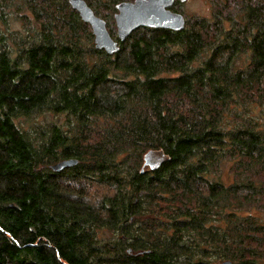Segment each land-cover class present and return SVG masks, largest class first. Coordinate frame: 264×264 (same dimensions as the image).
<instances>
[{
    "label": "trees",
    "instance_id": "16d2710c",
    "mask_svg": "<svg viewBox=\"0 0 264 264\" xmlns=\"http://www.w3.org/2000/svg\"><path fill=\"white\" fill-rule=\"evenodd\" d=\"M84 1L117 53L68 0H0V264H264V0L123 42L132 0Z\"/></svg>",
    "mask_w": 264,
    "mask_h": 264
},
{
    "label": "water",
    "instance_id": "95a60500",
    "mask_svg": "<svg viewBox=\"0 0 264 264\" xmlns=\"http://www.w3.org/2000/svg\"><path fill=\"white\" fill-rule=\"evenodd\" d=\"M178 1L185 2L186 0ZM173 3L174 0H133L117 3L113 20L119 42H123L131 33L142 27L173 32L183 30L185 26L184 17L169 10ZM68 4L72 10L78 13L80 20L90 27L96 50L104 51L107 55L118 52L119 47L117 42L111 38L106 22L97 17L84 0H68ZM76 164L77 160H63L52 165L51 170L60 172ZM147 164L146 159L145 165ZM221 264L231 263L227 261Z\"/></svg>",
    "mask_w": 264,
    "mask_h": 264
},
{
    "label": "rangeland",
    "instance_id": "374dc122",
    "mask_svg": "<svg viewBox=\"0 0 264 264\" xmlns=\"http://www.w3.org/2000/svg\"><path fill=\"white\" fill-rule=\"evenodd\" d=\"M120 2L121 1L117 3H120ZM176 8L179 11V13H181L184 16V19H189L191 17H203L206 15H209L211 6H210L209 0H186V2L182 4H178ZM112 19H113V15H112ZM113 23H114V20H113ZM9 25L11 29H16V30L19 29V26H20V24L16 21H12L11 23L9 22ZM106 27L108 30V25ZM114 27H115V24H114ZM115 33H116V28H115ZM116 38H117V35H116Z\"/></svg>",
    "mask_w": 264,
    "mask_h": 264
},
{
    "label": "flooded vegetation",
    "instance_id": "af4514ba",
    "mask_svg": "<svg viewBox=\"0 0 264 264\" xmlns=\"http://www.w3.org/2000/svg\"><path fill=\"white\" fill-rule=\"evenodd\" d=\"M186 2V1H185ZM182 3H184V2H180V1H178V0H174V3H173V5H176V4H182ZM172 5V6H173ZM172 6L170 7V11L171 12H173V13H177V12H174L173 10H172ZM179 13V12H178ZM179 14H181V13H179ZM182 15V14H181ZM183 16V15H182ZM184 17V16H183ZM170 31V30H169Z\"/></svg>",
    "mask_w": 264,
    "mask_h": 264
}]
</instances>
